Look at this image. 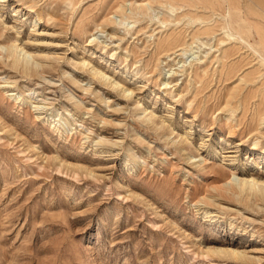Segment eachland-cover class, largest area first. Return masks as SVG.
I'll return each mask as SVG.
<instances>
[{
  "label": "rangeland",
  "instance_id": "rangeland-1",
  "mask_svg": "<svg viewBox=\"0 0 264 264\" xmlns=\"http://www.w3.org/2000/svg\"><path fill=\"white\" fill-rule=\"evenodd\" d=\"M1 47L0 264H264V0H0Z\"/></svg>",
  "mask_w": 264,
  "mask_h": 264
},
{
  "label": "bare ground",
  "instance_id": "bare-ground-1",
  "mask_svg": "<svg viewBox=\"0 0 264 264\" xmlns=\"http://www.w3.org/2000/svg\"><path fill=\"white\" fill-rule=\"evenodd\" d=\"M11 47V48H10ZM9 48H10V52H8L7 53V56H6V58H10V57H13L14 55H16V51L18 50V49H21V47H19V46H15V47H12V46H10ZM2 50H4V48H0V57H4L3 56V54L1 53L2 52ZM9 50V49H8ZM22 50V49H21ZM23 51V50H22ZM15 58V57H14ZM26 58H29L28 56H26ZM14 62V61H13ZM17 62V61H16ZM15 63V62H14ZM13 63V64H14ZM18 64L19 63H15V65H17L18 66ZM15 65H13V66H15ZM89 66V64H87L85 61H82V67H88ZM16 67V66H15ZM24 68V67H23ZM27 68V67H26ZM25 68V69H26ZM24 69V71H26ZM29 69V68H28ZM88 70H90V72H91V74H92V76L95 78V79H101V80H103L105 83L106 82H108V83H110L109 82V79H107L106 78V76L104 75V74H102L99 70L97 71L96 69H95V67L93 68V67H90V69H88ZM23 71V72H24ZM28 72V71H27ZM26 73V72H25ZM110 86H112V88L113 89H120V91H121V93H122V95L124 96V97H126V98H128L131 94H132V90H130V89H126V88H123L120 84H119V82L117 83H115V82H112V83H110ZM256 187H257V182H255L254 180H250V181H243L241 184H240V186H238V188H240V190L243 192V191H257V192H261V193H263L264 194V190L262 191V190H260V189H257V190H255L256 189ZM236 254V253H235ZM234 254V255H235Z\"/></svg>",
  "mask_w": 264,
  "mask_h": 264
}]
</instances>
